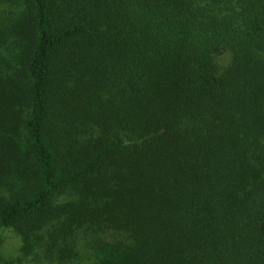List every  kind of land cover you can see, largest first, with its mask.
Returning <instances> with one entry per match:
<instances>
[{
  "label": "trees",
  "instance_id": "trees-1",
  "mask_svg": "<svg viewBox=\"0 0 264 264\" xmlns=\"http://www.w3.org/2000/svg\"><path fill=\"white\" fill-rule=\"evenodd\" d=\"M5 230L51 264H264V0H0Z\"/></svg>",
  "mask_w": 264,
  "mask_h": 264
},
{
  "label": "rangeland",
  "instance_id": "rangeland-1",
  "mask_svg": "<svg viewBox=\"0 0 264 264\" xmlns=\"http://www.w3.org/2000/svg\"><path fill=\"white\" fill-rule=\"evenodd\" d=\"M229 55L225 53L220 62L226 63ZM30 250L27 251L23 249L25 246V241L19 233L13 230H5L1 235L0 242V256L2 264H51L48 263L42 257V253H40L39 247H37L36 242L34 240H29ZM27 251V253L25 252ZM38 253H40L39 258H37ZM86 261V258L83 259V263L90 262ZM55 264V263H53Z\"/></svg>",
  "mask_w": 264,
  "mask_h": 264
}]
</instances>
